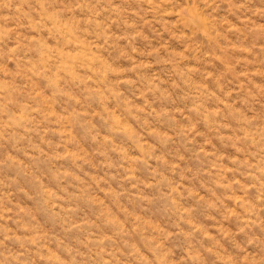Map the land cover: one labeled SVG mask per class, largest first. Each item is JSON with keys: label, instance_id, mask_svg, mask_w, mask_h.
Returning <instances> with one entry per match:
<instances>
[{"label": "clouds", "instance_id": "obj_1", "mask_svg": "<svg viewBox=\"0 0 264 264\" xmlns=\"http://www.w3.org/2000/svg\"><path fill=\"white\" fill-rule=\"evenodd\" d=\"M0 19V264H264V0H0Z\"/></svg>", "mask_w": 264, "mask_h": 264}, {"label": "rangeland", "instance_id": "obj_2", "mask_svg": "<svg viewBox=\"0 0 264 264\" xmlns=\"http://www.w3.org/2000/svg\"><path fill=\"white\" fill-rule=\"evenodd\" d=\"M171 12V10H170ZM177 15H179V10H177ZM4 15H8V13H4ZM218 17V19L216 18ZM227 22V18H226V14L222 13L220 9H217V13L215 14L213 20L211 22H209V19L207 17L201 19V24L203 25L202 28V34L210 41H215L216 40V36L218 35V33L216 35H213L212 33L214 32L215 29V25L216 23H226ZM0 24H7L9 27H13L14 25L11 23V20H3L0 19ZM138 46H142V43L138 41ZM61 56H67L69 57L72 61H75L77 59V57L82 56L83 53L80 52H61L60 53ZM113 55H116L115 53H113ZM216 60L218 62V64H220L221 62H223V66L224 68L228 69L229 71H231V65H229L227 63V61L225 60L224 57H220L217 56ZM64 67L66 69H68L71 74L73 76L77 75L74 69V65L73 64H66L64 65ZM252 71L255 73L257 71V69H252ZM212 73L209 72V76H211ZM221 75H223V73H221ZM217 79H219V77H217ZM48 116L51 118H54L57 122L64 120L65 117L58 111L53 110L51 112L48 113ZM113 121H115V125H119L120 124V117L119 115H113L112 117ZM124 131L126 133H128L129 135L132 134V129L130 128L129 125L125 124L123 125ZM47 131V130H46ZM82 135L81 131L79 128H75L73 129V137L74 139H76L78 141L79 137ZM93 179H95V177H93ZM17 207L19 208V210L23 213V212H27L28 209L25 207L24 203L22 202H18L17 203ZM195 219L197 221H202L203 220V216L200 213H197L195 216ZM38 228H43L45 231H47V226L44 224L43 221H40V223L37 225Z\"/></svg>", "mask_w": 264, "mask_h": 264}]
</instances>
